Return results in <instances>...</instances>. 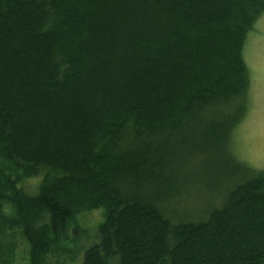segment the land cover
<instances>
[{"label": "trees", "instance_id": "trees-1", "mask_svg": "<svg viewBox=\"0 0 264 264\" xmlns=\"http://www.w3.org/2000/svg\"><path fill=\"white\" fill-rule=\"evenodd\" d=\"M263 12L0 0V264H264V170L229 153L247 179L218 208L197 222L171 208L246 117L243 51ZM100 210L94 235L82 218Z\"/></svg>", "mask_w": 264, "mask_h": 264}, {"label": "rangeland", "instance_id": "rangeland-1", "mask_svg": "<svg viewBox=\"0 0 264 264\" xmlns=\"http://www.w3.org/2000/svg\"><path fill=\"white\" fill-rule=\"evenodd\" d=\"M253 26V30L247 35L243 51L250 80L246 117L232 132L231 140L226 148L212 151L205 157L198 156L194 164L190 166V170L186 171L188 176L196 177L201 184L198 182V185H192L193 189L186 187L181 196L174 199L171 208L177 212H173L176 220L184 215L186 220L193 219V222L205 220L207 210L210 211L214 209L213 207L218 208L221 205V199L224 196L221 194L225 187L231 190L247 179L239 171L238 176L235 175L236 172H231L233 168L226 164V158L232 160V156L235 161L238 160L245 166H249L255 172L264 170V12ZM35 180L27 182L28 189H34ZM226 181L230 184L229 182V185L224 184ZM101 213L102 210L90 212L82 218V224L93 232L97 229L99 222L104 219ZM91 235L90 232L89 237ZM79 237L86 238L80 235ZM79 237H75L74 240ZM74 249L77 252L80 251L76 247Z\"/></svg>", "mask_w": 264, "mask_h": 264}]
</instances>
